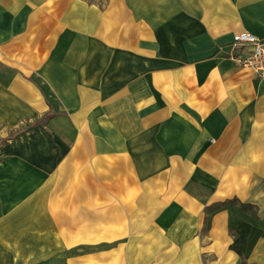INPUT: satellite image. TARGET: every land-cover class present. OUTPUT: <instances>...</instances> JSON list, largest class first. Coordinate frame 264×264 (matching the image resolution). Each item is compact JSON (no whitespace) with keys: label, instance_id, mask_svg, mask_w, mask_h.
I'll return each mask as SVG.
<instances>
[{"label":"crops","instance_id":"obj_1","mask_svg":"<svg viewBox=\"0 0 264 264\" xmlns=\"http://www.w3.org/2000/svg\"><path fill=\"white\" fill-rule=\"evenodd\" d=\"M240 32L264 0H0V264H264Z\"/></svg>","mask_w":264,"mask_h":264},{"label":"built area","instance_id":"obj_2","mask_svg":"<svg viewBox=\"0 0 264 264\" xmlns=\"http://www.w3.org/2000/svg\"><path fill=\"white\" fill-rule=\"evenodd\" d=\"M238 47L246 49L237 52ZM229 57L235 63L251 68L258 77L264 79V38L248 32L235 34Z\"/></svg>","mask_w":264,"mask_h":264},{"label":"trees","instance_id":"obj_3","mask_svg":"<svg viewBox=\"0 0 264 264\" xmlns=\"http://www.w3.org/2000/svg\"><path fill=\"white\" fill-rule=\"evenodd\" d=\"M230 202H237V200L233 199ZM239 207L245 211H249L252 214H255L253 206L251 205L239 203ZM213 208L214 207H209L207 208V211H211ZM249 227L250 226L248 224L243 223L235 230V239L230 247L235 250L239 255H241L243 252L244 243Z\"/></svg>","mask_w":264,"mask_h":264},{"label":"rangeland","instance_id":"obj_4","mask_svg":"<svg viewBox=\"0 0 264 264\" xmlns=\"http://www.w3.org/2000/svg\"><path fill=\"white\" fill-rule=\"evenodd\" d=\"M13 132H14V131H13ZM13 132L11 133V135L14 137V136L16 135V132H15V133H13Z\"/></svg>","mask_w":264,"mask_h":264}]
</instances>
